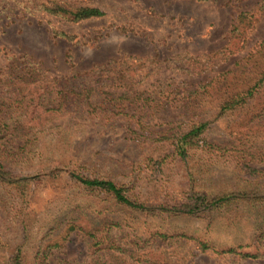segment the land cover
I'll use <instances>...</instances> for the list:
<instances>
[{"label":"rangeland","instance_id":"374dc122","mask_svg":"<svg viewBox=\"0 0 264 264\" xmlns=\"http://www.w3.org/2000/svg\"><path fill=\"white\" fill-rule=\"evenodd\" d=\"M0 1V80L22 71L18 75L26 81H39L0 84L6 100L38 97L45 81L112 59H122V78L120 88L106 89L120 93L153 90L160 83L192 87L240 59L264 58V0H67L104 12L77 22L39 10L29 14L23 0ZM47 1L52 0H36L38 5ZM53 29L69 37L55 36ZM13 60L26 66L9 69ZM84 77L80 81L95 78ZM93 97L100 99L97 93ZM70 102L67 114L44 113L34 103L12 111L10 123L24 120V130L0 133L5 173L0 177V264L19 247L33 264H90L87 238L76 231L66 239L59 236L74 219L109 220L141 241L151 232L164 233L166 238L154 237V252L180 247L181 264H264V256L244 259L213 251H253L254 243L264 244V238H256L264 227V82L244 104L216 117L217 101H206L209 124L201 135L206 142L189 148L184 158L174 152L171 138L153 140L159 136L135 132L127 120L102 125L95 113L79 110L86 99ZM73 174L120 184L144 208L119 204ZM225 194L238 199L216 208L198 200ZM193 238L207 241L212 250L199 251ZM38 247L46 249V258H35Z\"/></svg>","mask_w":264,"mask_h":264},{"label":"trees","instance_id":"16d2710c","mask_svg":"<svg viewBox=\"0 0 264 264\" xmlns=\"http://www.w3.org/2000/svg\"><path fill=\"white\" fill-rule=\"evenodd\" d=\"M24 1H26V4H24ZM22 4L25 5L29 14H32L34 10H39L47 15L60 17L71 22L99 18L104 15V12L98 7L75 5L67 0H52L41 5H38L36 0H23ZM53 30L54 35L57 37H69L63 31ZM262 51L261 49L256 53ZM262 56L264 57V52ZM252 59L253 56L240 59L228 70L192 87L184 86L186 84L180 86L179 84L160 83L153 90L132 91L129 89L120 93L106 89V87L120 88L117 81L122 78V68L119 65L122 59H112L106 63L94 65L88 71L75 72L66 79L45 81V86L42 85L44 90L38 97L26 95L6 100L4 96L0 95V133L8 135L14 131L24 130L22 124L24 120L18 126L10 123L12 111L23 107L26 110L27 106L34 103L44 113L62 114L64 112V114H67L66 111L71 105L70 101L77 102L83 98L87 101L86 107H79V110L90 115L95 113L93 118L100 117V124L111 126L116 121L127 120V127L133 129V131L141 130L145 131L147 135L159 136L153 140H169L171 138L174 152L184 158L189 148L198 146L201 141L206 142L201 136L208 129L209 124V120L204 117L206 115L204 106L206 101H217V111L214 113L216 117L227 110L235 109L237 106L244 104L254 94V90L264 82V63H262L264 58L261 61L260 59L252 61ZM20 60H13L8 65L9 69L20 68L25 65L23 62L20 63ZM27 62L29 61L27 60ZM133 69V67H130L128 71ZM21 72H15L16 76L9 78L8 81L2 82L0 80V84L38 85L39 81L35 78L26 81L24 77L18 75ZM104 74H110V76L104 78ZM84 75L85 77L93 76L95 78L88 82L80 81L79 76L83 78ZM236 78L238 80H235ZM95 93L100 98L98 101H92ZM76 108L78 109V106ZM160 115L163 117L160 118ZM155 118L159 122L151 123V119ZM0 168L2 169L1 165ZM3 175L5 173L0 171V177ZM73 176L87 187L107 191L119 204L138 210L144 208L143 204L133 201L126 193V188L120 184L106 179H88L76 174H73ZM234 196L233 194H225L213 199L201 196L198 197V200L205 208H216V206L229 204L232 200L238 199ZM186 212L193 213V210ZM77 220H69L60 231L59 236L61 235V239H66L69 232L76 231L87 238L89 240L88 257L91 260L90 264H181L185 258L180 247L170 250L157 248L159 254L154 252V237L166 238L167 235L164 233L151 232L146 236L148 239L141 241L140 238L135 240L124 227L109 220L94 223L90 220L78 223ZM116 226L118 229H114ZM259 231L260 233L256 235V238L259 237L258 241L261 242V239L264 238V227L260 228ZM193 240L199 251L212 250L207 241L199 238H193ZM213 251L216 254L239 255L244 259H258L264 256V244L254 243L253 251L241 252L234 247ZM155 255L159 256L156 257ZM46 257V249L38 247L35 258L43 259ZM7 264L33 263H29L27 251L19 247L13 250ZM35 264L45 263L38 262ZM188 264L194 263L190 262Z\"/></svg>","mask_w":264,"mask_h":264}]
</instances>
